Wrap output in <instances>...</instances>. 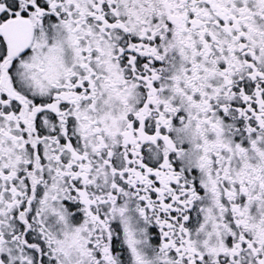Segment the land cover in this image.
<instances>
[{"label":"snow or ice","instance_id":"1","mask_svg":"<svg viewBox=\"0 0 264 264\" xmlns=\"http://www.w3.org/2000/svg\"><path fill=\"white\" fill-rule=\"evenodd\" d=\"M0 264H264V0H0Z\"/></svg>","mask_w":264,"mask_h":264}]
</instances>
